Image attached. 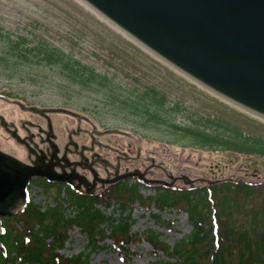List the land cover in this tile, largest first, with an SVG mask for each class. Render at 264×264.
I'll return each mask as SVG.
<instances>
[{
    "label": "rangeland",
    "instance_id": "1",
    "mask_svg": "<svg viewBox=\"0 0 264 264\" xmlns=\"http://www.w3.org/2000/svg\"><path fill=\"white\" fill-rule=\"evenodd\" d=\"M0 25L11 34L21 33L33 40L44 38L96 71L106 73L113 82L111 92L119 99L139 94L145 86H154L166 95V111L176 104L179 106L174 115L176 122L188 124L193 119L218 117L264 138L263 117L222 100L186 77L81 0H0ZM11 72L13 75L9 77ZM109 92L92 82L83 85L72 80L59 65L38 61L16 64L3 57L0 60V115L9 123L19 124L40 119L39 112L32 108L49 111L59 147L67 133L75 135L79 126L112 147L122 150L131 147L132 155L138 152L140 169L150 170L146 178L159 177L173 186L197 185L239 175L250 180L264 178V156L198 146L168 124L155 123L141 113L130 112L122 100H111ZM10 143L15 146L0 124V147L14 152ZM35 182L56 198L64 189L62 184L38 178ZM28 190L35 201L44 198L38 185L33 184ZM139 190L144 195L156 193L152 185L144 183ZM67 193L71 195V190L67 189ZM110 210L111 207L107 212ZM119 211L114 210L116 215ZM126 211L134 219V231H159L171 244L191 229L184 211L158 210L140 202ZM153 214H160L161 219ZM88 250L85 235L75 228L69 232V240L60 252L70 256ZM151 250V245L142 241L132 246L129 256H121L107 239L92 251L89 264H148L155 258Z\"/></svg>",
    "mask_w": 264,
    "mask_h": 264
},
{
    "label": "trees",
    "instance_id": "2",
    "mask_svg": "<svg viewBox=\"0 0 264 264\" xmlns=\"http://www.w3.org/2000/svg\"><path fill=\"white\" fill-rule=\"evenodd\" d=\"M0 48V60L3 57L16 64L38 61L59 65L74 81L106 87L111 100H122L130 112L141 113L149 121L168 124L198 146L264 156V138L229 121L203 117L188 124L176 122L174 115L179 106L166 111V95L154 86L117 98L106 73L96 71L44 38L33 40L21 33L11 34L0 25ZM12 75L13 72L8 76ZM139 186L125 182L93 195L68 194L69 205L78 209L69 217L64 215L60 201L41 210L29 200L14 214L1 219L0 264H89L92 251L107 239L122 256H129L132 246L147 241L155 255L148 264H264V178L250 180L239 175L192 187L154 185L157 191L153 195H144ZM136 202L158 210L186 212L191 223L189 233L171 244L159 231H134V219L125 211ZM109 207L120 209V214L115 215L113 210L106 213ZM153 215L161 219L160 214ZM74 226L85 234L89 250L68 256L60 250Z\"/></svg>",
    "mask_w": 264,
    "mask_h": 264
},
{
    "label": "water",
    "instance_id": "3",
    "mask_svg": "<svg viewBox=\"0 0 264 264\" xmlns=\"http://www.w3.org/2000/svg\"><path fill=\"white\" fill-rule=\"evenodd\" d=\"M82 1L196 82L264 117V0ZM34 176L64 181L0 149V226Z\"/></svg>",
    "mask_w": 264,
    "mask_h": 264
},
{
    "label": "flooded vegetation",
    "instance_id": "4",
    "mask_svg": "<svg viewBox=\"0 0 264 264\" xmlns=\"http://www.w3.org/2000/svg\"><path fill=\"white\" fill-rule=\"evenodd\" d=\"M49 119L41 115L38 121H21L19 124L8 125L9 128L16 127L20 134L19 141L8 134L15 156L24 160L35 159L40 165L47 169L50 165L60 173L63 178L71 183L65 184L70 188V184L75 186L76 194H86L87 190L97 192L102 188V182L117 178L127 172H141L146 178L149 168L140 169L138 163V152L132 155V148L125 150L112 147L106 142H102L94 133L83 131L79 126L77 133H67V137L62 147L57 145V136L54 134V125L50 114H46ZM51 126V128H50ZM75 136V137H74ZM105 150V151H104ZM113 153L117 156L113 157ZM123 161H127L123 164ZM130 164V166H128ZM141 170V171H140ZM152 175V174H151ZM149 176L147 179H153ZM47 181L45 178H38ZM157 179H161L157 177ZM135 178H120L104 186L118 184L121 182H132ZM87 189V190H86Z\"/></svg>",
    "mask_w": 264,
    "mask_h": 264
}]
</instances>
